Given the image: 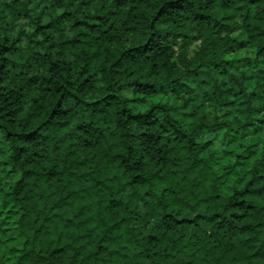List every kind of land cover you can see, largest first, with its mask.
Masks as SVG:
<instances>
[{
  "label": "trees",
  "instance_id": "obj_1",
  "mask_svg": "<svg viewBox=\"0 0 264 264\" xmlns=\"http://www.w3.org/2000/svg\"><path fill=\"white\" fill-rule=\"evenodd\" d=\"M10 1L0 264H264V0Z\"/></svg>",
  "mask_w": 264,
  "mask_h": 264
},
{
  "label": "rangeland",
  "instance_id": "obj_2",
  "mask_svg": "<svg viewBox=\"0 0 264 264\" xmlns=\"http://www.w3.org/2000/svg\"><path fill=\"white\" fill-rule=\"evenodd\" d=\"M10 1V0H9ZM11 2V1H10ZM238 56L240 57L237 61L236 68L240 69L243 68V65L245 63L246 58H250L252 56V51L247 45H243L240 47V50L238 51ZM242 57V58H241ZM128 96H131L130 92H126ZM257 131H259V127L256 126L255 128ZM237 142L240 140V137H235ZM247 138V137H246ZM212 147H217L218 150L225 149L227 147L226 139L222 138L220 135L217 136V138L214 139V141L211 144ZM253 151V150H252Z\"/></svg>",
  "mask_w": 264,
  "mask_h": 264
},
{
  "label": "clouds",
  "instance_id": "obj_3",
  "mask_svg": "<svg viewBox=\"0 0 264 264\" xmlns=\"http://www.w3.org/2000/svg\"><path fill=\"white\" fill-rule=\"evenodd\" d=\"M155 207H159L162 211L161 212H155V211L153 212V214H152L153 215L152 223H153V225H156L159 228L160 233L163 234L164 233V223L161 222L159 219H157V217L161 216L162 212L167 211L168 207H170V204H169L168 201H166L163 198H161L160 204L158 206L154 205V208ZM167 223H172L171 218H169ZM171 259L172 258H169L168 260H164L163 257H161V256L152 257V260L153 261H158L159 264H170Z\"/></svg>",
  "mask_w": 264,
  "mask_h": 264
}]
</instances>
